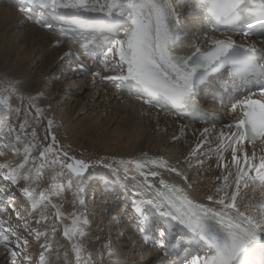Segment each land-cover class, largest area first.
<instances>
[{
    "label": "snow or ice",
    "instance_id": "obj_1",
    "mask_svg": "<svg viewBox=\"0 0 264 264\" xmlns=\"http://www.w3.org/2000/svg\"><path fill=\"white\" fill-rule=\"evenodd\" d=\"M21 3V10L28 11V6L35 5L36 0H21ZM39 7L82 28L110 34L106 51L95 59L97 71L93 73L94 76L113 82L116 86L121 83L134 84L152 96H165L178 107L194 101L198 85L205 81L208 73L219 70L225 64H231L237 74L252 71L256 45L238 43L233 35L247 41L257 26L264 29V0H261L260 14L254 17V22L245 21L243 15L249 8L247 0H41ZM178 8L187 9L186 15L198 19L205 33L202 39L205 44L211 45L210 49L202 50L199 44L193 43L191 54H176L181 21ZM240 23L246 24V30L232 31V34L220 31L221 26L231 28ZM259 43L264 45V39ZM102 72L113 74L105 76ZM259 94L264 96V84L260 85ZM238 108L247 110L243 111V118L228 123L227 127L234 130L228 133L220 131L216 137L220 142L216 167L221 169L216 179L222 184L213 194H206L208 204L196 203L182 189L170 186L161 177L160 171L145 173L143 164L138 165L143 179L136 180L130 187L139 197V201L133 204L138 219L146 222L150 213H156L167 220L170 227L186 230L199 245L197 254L186 258L183 264H264V202L243 203V198L242 203L237 202L243 189L252 187L254 191L257 186L264 189V154L257 156L253 151L249 155L244 147L245 144L254 145L258 140L264 141V102L245 94L231 107V111L236 112ZM209 135V129L204 128L197 148L207 141ZM16 139L20 140V136ZM55 145L56 137L52 135L51 144L40 152L39 168L45 167L46 158L51 154V163L59 164L73 174L69 176V186L73 182L81 185L84 175L93 165L83 160L69 163L68 159H61V149ZM226 150L231 151L230 160H226L222 154ZM23 155V162L15 167L0 165V178L13 186L29 179L22 172L25 165L31 161L32 166L36 167L35 158L28 147ZM62 156L67 158V152H63ZM161 167L167 169L168 166L165 163ZM5 168L11 171L4 172ZM170 171L181 175L175 168ZM59 175H64V172L61 171ZM157 177H161L159 185L153 182ZM229 177H232L231 183ZM20 190L25 197L34 198L35 193L30 186H23ZM39 195L41 200L46 199L43 193ZM36 207L34 202L33 208ZM12 210L15 211L14 206ZM6 212L7 209L0 206V214ZM17 218L22 219L18 212ZM57 219L60 217L57 216ZM36 222L40 223V220ZM51 227L55 233V225ZM81 231L74 227L72 233L66 230L64 236L72 239ZM140 231L145 232V229L141 226ZM167 231V228L162 229L159 236L165 238ZM41 235L46 236L47 233H36L37 238ZM0 243L5 248L14 245V250L10 252L11 264H18L17 257L24 255L29 240L22 238L19 229L10 222L0 220ZM153 246L162 249L166 256L176 247L166 243L165 239L155 242ZM41 247L45 251L50 250L47 243ZM25 259L30 260V257L25 256ZM88 259L91 260V256ZM40 260H45L43 252Z\"/></svg>",
    "mask_w": 264,
    "mask_h": 264
},
{
    "label": "bare ground",
    "instance_id": "obj_2",
    "mask_svg": "<svg viewBox=\"0 0 264 264\" xmlns=\"http://www.w3.org/2000/svg\"><path fill=\"white\" fill-rule=\"evenodd\" d=\"M40 2L41 0H36V4H40ZM36 4L28 6V11H23L17 9L19 6L23 7L21 0H0V66L4 69H11L12 74L22 77L23 84L21 88L32 93H38V88L44 81H47V77L66 61L69 62L70 67L72 65L80 66L82 63L81 67L76 68L78 70L74 73H72L73 69H68L70 70L68 77L71 76V79L76 76L80 78L82 74L91 72V80L87 78L83 80L84 87L80 88V90L78 89V91L76 90L74 97H68L63 104H65V107L68 106L70 108L72 115L75 113H78V117L83 115L82 118H84L85 124H82V127L87 126L88 130H94L98 136H102V139L108 141L109 146H114L118 149L126 148V155H121L124 159H116L114 167L109 173L111 174L110 177L114 176L116 178L112 179L111 182H121L126 192L128 191L127 193L131 195L130 203L126 207L123 216H117V212H115L112 221L100 229L105 233L97 235L99 241H106V233H109V230L116 231L117 239L114 240L118 242V250L112 251V255L109 254L108 258L102 259L101 262L97 258L92 257L91 264H155L158 256H163L162 250L158 247L149 249L142 244L143 232L140 231V228L151 224L153 218L151 215L156 213H150L146 222L138 219V214L135 212L133 204L139 201V197L130 190L131 185L136 180L143 179L140 176L141 169L138 165H144L143 171L145 173L160 171L161 177L170 186L174 185L178 189H182L183 193L196 203L208 204L209 202L205 198L206 194H213L216 188L222 184V181L216 179L221 171V169L216 167L217 150L220 145L216 138L217 134L220 131L228 133L234 129L217 126H195L187 121L175 120L165 112H158L154 108H149L143 100H134V98L131 99L129 96L123 97L122 95L128 91L124 83L116 86L113 82L93 75L97 71L95 59L98 58L96 55L86 54L84 58L85 60L88 59L89 62L85 66L83 64L84 58L78 61L81 56L79 58L72 57L74 48L66 44L68 43L67 39L55 36L51 32L52 28L50 29L40 22H36L34 27L27 29L30 26L29 23L34 22L31 16L33 14L32 7L36 6ZM179 11H182L181 16L186 17L184 20L193 19L192 16L186 15L187 9L180 8ZM197 25L201 29V24L197 23ZM199 29L195 30L196 33L189 29L188 34L184 38L181 37V43L176 44L177 55L191 54V45L193 43L199 44L202 50L211 47V45L205 44L202 39L205 33ZM73 30L75 31L76 27ZM182 32L183 29L179 25V35ZM217 35L219 36V34ZM38 67H41V72L37 74L35 70ZM58 73V70H56L55 78ZM112 74L110 72H102V75L105 76ZM69 82L71 83L72 80H69ZM95 88H98L99 91L93 92ZM85 90L88 91L87 95L82 97L81 101H78L76 98L81 97ZM100 97H103V99L98 101L97 98ZM210 108L213 107L210 106ZM91 113L94 115L91 116ZM111 126H115V129L111 130ZM204 128L209 129L210 135L207 141L197 148V144L201 143L202 137L200 133ZM81 132L83 133L82 130ZM81 132H79L80 135H82ZM155 132H158V138ZM84 135L81 137L83 138ZM87 135L90 136L91 140H94V137L91 136L92 133H87ZM97 135L95 136L97 137ZM81 137H78V139H81ZM76 141L77 139H75ZM244 147L249 155L253 151H255L257 156L264 154V141L254 145L245 144ZM162 152L167 153L166 158L161 156ZM222 154L226 160H230V150L223 151ZM237 155L239 156L240 153L238 152ZM125 156L127 157L125 158ZM152 161H155V163H152ZM176 161H181L179 163L180 168L185 167L184 170L187 172L188 177H186L187 175L177 176L176 172L170 171V169L175 168L172 163ZM17 162L19 160L16 158L12 160L15 165H17ZM165 163L168 166L167 169L161 167ZM190 163L194 164L190 165ZM232 170L234 171V168ZM176 171L179 172L178 170ZM22 172L25 174L23 170ZM179 173L181 174V172ZM161 177H157L153 182L159 185ZM182 177H186V179H182ZM231 180L232 177H229V183H231ZM24 183V180H21L20 184L15 186L21 189ZM5 188H0V200L4 199L7 194L6 191L3 192ZM242 198L243 203L264 202V189L259 186L254 191L252 187L243 189L237 197L238 204L242 203ZM110 203H106L103 199L97 202H90L89 209L95 217H98V219L105 218L106 222H108L111 219L108 217L112 211L111 206L118 202L113 200ZM11 206L13 207L14 205L11 204ZM124 218H126V221L122 223L121 221ZM128 218L130 219L128 220ZM30 219V222H28L29 226L35 231L37 219L34 217ZM0 220L8 221L2 217ZM157 220V223H159L160 219ZM129 238L131 240L128 243L127 240ZM38 240L43 244L44 239ZM2 245L0 244V264L6 255L5 252H7V249ZM56 257L57 261L47 259L46 261H41L40 264H67L68 261L64 259L60 251H58Z\"/></svg>",
    "mask_w": 264,
    "mask_h": 264
},
{
    "label": "rangeland",
    "instance_id": "obj_3",
    "mask_svg": "<svg viewBox=\"0 0 264 264\" xmlns=\"http://www.w3.org/2000/svg\"><path fill=\"white\" fill-rule=\"evenodd\" d=\"M19 8L20 6L17 9ZM179 10L180 8H178ZM32 19L37 20L34 17ZM195 20L182 21V28L185 30L190 28L194 31V27H191L195 24L193 23ZM29 25L27 29L34 27L35 23L30 22ZM52 33L57 37H61L55 32ZM66 44L72 46L70 43ZM88 62H83V64L87 66ZM72 67H70L69 62H64L47 77V81L41 84L38 88V93H32L21 88L23 84L22 77L12 74L11 69H4L0 66V165L15 167L16 165L12 163L15 158L19 160L17 165L22 163L26 147L29 148L31 156L35 158L36 162V167H33L30 161L22 169L25 175L29 177L27 181H24L23 186H30L34 190L33 199L25 197L19 187L14 186V188L13 185H7L9 182L0 178V188H5L6 186L5 189H9L3 190L7 194L4 200H0V206L5 207L7 212L1 214L0 218L7 219V222H10L14 228L19 229L21 236L23 235L22 237L30 242L24 255L17 257L18 264H40L42 251L46 257L45 261L47 259L57 261L56 256L58 251H60L64 259L68 261L67 264H91L92 257L97 258L101 262L102 259L108 258L109 253L118 250V242L114 240L117 239L116 231L109 230L110 232L106 233V241H99L97 235L105 233L100 229L112 221L115 212H117V216L121 215V210H117V207L114 208L112 205V211L108 216L111 219L106 222L105 218L98 219V217H95L89 209V205L90 202H97L101 199L105 200L106 203H110L103 195L97 194L99 186L94 184V180L97 178L109 180L111 175L109 172L114 167V162L119 158L124 159L121 155H126V148L118 149L117 147L109 146L108 141L102 139V136H98L94 130H88L87 126L82 127V124H85L84 118H82L83 115L80 117H78V113L72 115L70 108L64 106L65 99L73 96L76 90L78 91V89L80 90V88L84 87L83 80L86 78L91 80V72L82 74L80 78L77 76L72 77L73 79L70 78L71 76L68 77L70 70L73 69L72 73H74L78 70L76 68L81 67V64L80 66L72 65ZM69 68L70 70H68ZM56 70L59 73L55 78ZM35 71L37 74L40 73L41 67H38ZM69 80H72V82L70 83ZM96 91L98 92L99 89L95 88L93 92ZM83 93L85 95L82 94L81 97L76 98L78 101H81L88 91L85 90ZM97 99L101 101L103 97ZM30 105L32 106L30 107ZM37 110H39V114ZM93 115L91 113V116ZM49 121H51V128H49ZM101 125L103 126V124ZM114 127L111 126V130H114ZM79 132L82 135L85 134L83 138ZM87 133H92L91 136L94 137V140H91ZM155 134L158 138V132H155ZM18 135L20 140L16 139ZM52 135L56 137V145L54 147L61 149V159H68L69 163H74L75 160H83L93 165L84 175L81 185H76L73 182L69 186V176L73 174L68 169H62L59 164L51 163V154L46 158L45 167L39 168L40 152L44 147L51 144ZM46 136L48 139H44ZM78 137H81V139H78ZM75 139H77V143ZM17 149H19V152H17ZM63 152H67V158L62 156ZM161 156L166 158L167 153L162 152ZM180 162L176 161L172 164L176 170L181 172L182 176L187 175L184 170L185 167L180 168ZM3 171L9 172L11 169L5 168ZM61 171L64 172V175H59ZM38 172L39 175H37ZM109 181L112 180L110 179ZM40 193H43L46 199L41 200ZM34 202L37 205L35 209L33 208ZM11 204L14 205L15 211L12 210V206L10 207ZM17 212L22 219L17 218ZM57 216L60 219H57ZM31 217L40 220V223H36L35 231L31 229L28 223ZM74 221L76 222L75 224ZM124 221L123 219L121 222L123 223ZM53 224L56 227L55 233H53L51 227ZM5 227H7V223ZM74 227L82 230L80 234L73 236L72 239L65 237L64 232L67 230L72 233ZM37 232H46L47 235H41L37 238ZM10 239L12 238L10 237ZM38 239H44L43 244ZM130 240L131 238L127 242L129 243ZM45 243L49 245V251H45L41 247ZM0 244L2 245V243ZM5 249H7V252H5L6 255L1 264H11L12 257L10 252L14 250V245L12 248ZM78 249L79 255H77ZM25 256L30 257V260H26ZM89 256H91V260L88 259Z\"/></svg>",
    "mask_w": 264,
    "mask_h": 264
}]
</instances>
